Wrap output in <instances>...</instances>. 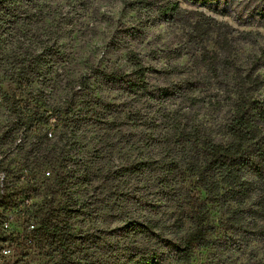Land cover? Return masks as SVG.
<instances>
[{"label": "rangeland", "instance_id": "rangeland-1", "mask_svg": "<svg viewBox=\"0 0 264 264\" xmlns=\"http://www.w3.org/2000/svg\"><path fill=\"white\" fill-rule=\"evenodd\" d=\"M177 1L180 17L167 20L156 9L167 0H24L21 15L2 25L1 182L18 191L21 210L0 208V264H61L54 242L27 232L38 227H26L33 212L66 221L91 245L99 242L88 256L94 258L110 255L108 243L126 242L127 219L149 220L169 239L186 236L184 206L177 197L163 198L159 171L144 178L120 169L150 159L162 165L176 158L183 165L197 138H226L238 87L245 81L253 89L254 76L264 79V0H219L221 11ZM128 48L153 66L154 84L192 90L144 105L106 85L102 70L132 69ZM253 95L264 98V85ZM73 107L80 114L69 121L65 112ZM59 111L61 119L44 123ZM17 114L33 117L27 130ZM49 143L54 146L43 148ZM192 181L185 176L180 184ZM212 214L218 228L207 248H196L187 263L165 249L161 264H264V243L227 242L226 215L216 207Z\"/></svg>", "mask_w": 264, "mask_h": 264}, {"label": "trees", "instance_id": "trees-1", "mask_svg": "<svg viewBox=\"0 0 264 264\" xmlns=\"http://www.w3.org/2000/svg\"><path fill=\"white\" fill-rule=\"evenodd\" d=\"M189 1L212 7L214 11L222 10L218 8L219 0ZM23 4L24 0H0V31L3 24L21 15L19 13H21ZM156 9L157 13L166 17L167 20L180 17L177 0H167L164 5ZM202 56H205L208 65H211L213 59L209 56L206 46L202 48ZM127 60L132 67L129 72L102 70L101 79L111 88L125 89L127 96L138 99L144 105L187 95V92L192 90L187 84L185 86L180 83L168 86L154 84L151 75L155 69L130 48L127 49ZM21 68H23L22 65L17 70L20 71ZM212 68L214 69L209 66V69ZM249 83L255 87L246 88L248 84L245 81L238 87L232 112L226 124L225 139L197 138L193 142V150L188 160L183 165L179 164L176 158L162 165H158L157 160L150 159L131 163L120 169L122 174L144 178L150 176L153 171H159L158 181L163 198L177 197L180 205L184 206V219L189 224L185 237L179 240L169 239L156 231L149 220L127 219L122 227L125 229L126 242L108 243L107 246L111 250L110 255L94 258L88 257L92 252L91 248H98L100 243L95 240L91 245L87 235L79 236L81 232L74 233L66 221L55 222L40 219L38 212L36 214L33 212L28 216L31 223H28L26 227L33 224L38 227L27 232L30 234L38 232L54 242L61 264H81L82 262L85 264H161L166 256L165 249L171 251L176 261L187 263L196 248H207L212 243L211 237L218 228V221L212 214V210L216 207L226 215L224 226L229 231V234L225 236L227 242H230L227 239H239L232 242L244 245L263 244L264 98H256L253 93L263 87L264 79L256 75ZM76 108L74 110L73 107L65 112V117H70L69 121L79 117L80 112ZM60 114V111L57 114L50 112L44 123L50 118L61 119L58 116ZM31 115H35L34 112H31ZM16 116L18 120L23 121V125L26 126L25 130L32 125L34 120L29 114H17ZM95 120L102 121L100 117ZM39 135L45 137L46 132L43 130L39 132ZM32 145L34 148H40L39 142L32 143ZM48 145L54 146V143L44 144L43 148H47ZM40 165L39 163L38 166ZM60 173L58 175L61 176V180H64L67 172L64 170L63 174ZM185 176L193 181L188 187L183 188L180 181ZM12 187L15 186L12 185ZM17 194V190L10 187V192H8L6 187L4 194L0 196V206L15 209ZM141 203L146 204L147 202L142 200ZM136 236L147 243L141 244L140 240L135 241ZM83 237L85 239H82Z\"/></svg>", "mask_w": 264, "mask_h": 264}, {"label": "built area", "instance_id": "built-area-1", "mask_svg": "<svg viewBox=\"0 0 264 264\" xmlns=\"http://www.w3.org/2000/svg\"><path fill=\"white\" fill-rule=\"evenodd\" d=\"M48 173L49 172H46V175H48ZM2 181V174H1V172H0V196H2L3 194H4V192H5V190H6V188H4V185H3V183L1 182ZM16 202H17V200H16ZM18 206H19V203L17 202V206H16V208L14 209V208H12V207H9V206H0V208H2V211L4 210V211H10V210H12V211H18V210H21L20 208H18Z\"/></svg>", "mask_w": 264, "mask_h": 264}]
</instances>
